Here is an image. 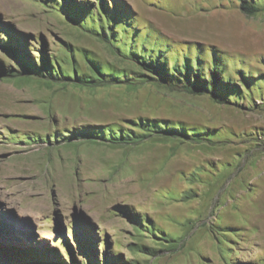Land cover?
I'll list each match as a JSON object with an SVG mask.
<instances>
[{
	"label": "rangeland",
	"instance_id": "obj_1",
	"mask_svg": "<svg viewBox=\"0 0 264 264\" xmlns=\"http://www.w3.org/2000/svg\"><path fill=\"white\" fill-rule=\"evenodd\" d=\"M117 1L139 39L147 22L173 41L214 45L261 92L252 101L235 75L243 95L234 106L152 84L65 86L7 78L0 70V264H61L55 251L65 264H88L83 248L92 244L98 262L107 252L113 264L116 258L132 264H264V0L252 16L239 10L238 0ZM43 41L49 55L61 56L57 49L73 44L103 64H120L104 43L79 34L51 0H0L3 69L15 66L13 53L21 55L11 44L37 62ZM80 69L86 72L84 65ZM139 117L215 127L218 137L212 143L153 139L120 148L52 141L83 124ZM136 217L171 234L173 246L159 249L165 246L150 234L137 233ZM142 245L154 248L148 251L154 255L134 251Z\"/></svg>",
	"mask_w": 264,
	"mask_h": 264
},
{
	"label": "trees",
	"instance_id": "obj_2",
	"mask_svg": "<svg viewBox=\"0 0 264 264\" xmlns=\"http://www.w3.org/2000/svg\"><path fill=\"white\" fill-rule=\"evenodd\" d=\"M53 9L64 14L75 30L81 35H88L104 43L109 54L119 61V66L113 63L99 62V58L90 51L75 45L63 43V48L57 51L63 55H49L47 45L43 41V49L38 50L39 58L33 59L31 54L20 44H11V51L21 49V55L13 53L18 59L15 66L0 70L4 77L20 80H46L56 81L61 84L98 87L106 85L136 87L152 84L157 87L184 92L191 95H208L217 104L241 105L242 92L233 80L236 75L243 86L248 90L250 99L253 94L261 92L255 80L246 76L240 68L229 64V58L214 45H205L198 42L173 41L166 34L151 23H142L143 36L139 39V31L133 27L131 18L124 21L123 6L117 0H98L97 6L89 0L84 3H76L74 0H51ZM239 10L246 16H252L261 11L260 0H238ZM95 9V13L92 10ZM121 9V10H120ZM103 17V19H102ZM107 28V29H106ZM109 30V32H107ZM9 38V37H8ZM21 37V42L25 41ZM2 42V41H1ZM77 52L80 59L77 58ZM229 57V58H228ZM85 66L86 72L81 73V66ZM78 67V68H77ZM228 72L233 76L224 79ZM264 84V80L261 81ZM73 130L69 136L57 134L55 142L65 145L79 144L107 145L110 148L130 147L149 142L153 139L174 140L181 144L212 143L218 134L215 127H196L185 124L182 121L173 122L169 119L139 117L126 119L108 124H83ZM184 193V192H183ZM185 199H192L185 196ZM142 211V210H141ZM145 213V212H142ZM137 233H148L156 245H164L169 249L175 240L167 232L155 229L154 223L145 218L143 221L133 218ZM139 231V232H138ZM228 236L227 232L218 233ZM141 235V234H140ZM147 237V236H145ZM148 238V237H147ZM80 245L84 241L77 239ZM225 244V242H222ZM178 244V240H177ZM105 247V244H102ZM137 246V245H135ZM154 248L140 246L134 250L152 257L148 251ZM13 253L24 256L21 251L11 249ZM95 244L83 252L86 254L88 264H113L109 254L104 253L101 262L97 261ZM56 254L57 261L65 264V261ZM30 259V258H29ZM47 261L42 262L45 264ZM136 264L139 262L135 261ZM73 264H80L75 262ZM114 264H132L131 261H121L118 258Z\"/></svg>",
	"mask_w": 264,
	"mask_h": 264
}]
</instances>
